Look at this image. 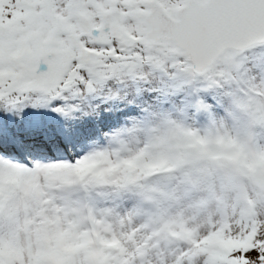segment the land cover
<instances>
[{"label": "snow or ice", "instance_id": "obj_1", "mask_svg": "<svg viewBox=\"0 0 264 264\" xmlns=\"http://www.w3.org/2000/svg\"><path fill=\"white\" fill-rule=\"evenodd\" d=\"M155 70L264 104V0H0V264H30L28 251L7 255L5 241L22 222L70 203L77 185L66 173L87 188L90 177L107 183L117 173L171 170L173 162L146 150L115 161L79 154L90 135L77 119L79 101ZM178 132L193 149L208 143L195 130ZM89 161L106 167L86 177L79 170ZM210 231L223 237L220 246L193 260L189 244L177 264H264V198L241 202ZM70 264L92 262L79 255Z\"/></svg>", "mask_w": 264, "mask_h": 264}, {"label": "rangeland", "instance_id": "obj_2", "mask_svg": "<svg viewBox=\"0 0 264 264\" xmlns=\"http://www.w3.org/2000/svg\"><path fill=\"white\" fill-rule=\"evenodd\" d=\"M79 103L84 115L78 116L85 120L87 128L94 129L99 122L109 129L103 132L109 136L104 140L102 134L91 130L86 145L95 144L113 161L146 150L149 158L167 157L173 162L171 171L176 167L186 173L165 178L167 170L157 171L161 178L147 183V174L142 175L137 169L129 174V179L117 173L103 183L90 177L93 171L106 167L100 163L85 174L90 177L87 188L97 228L95 245L87 244L82 223L79 218H72L74 204L70 202L61 206L58 214L22 222L5 241L3 250L7 255L19 257L28 251L30 264H70L79 255L86 256L92 264H115L116 258L125 257L133 264H147L151 250L157 255L161 251L165 256L171 254L177 264L181 249L189 244L193 246L189 257L193 260L220 246L223 237L210 231L214 223L219 224L237 212L241 202L255 204L264 198V104L248 100L237 90L225 94V89H209L203 78L155 70L144 79L110 81L104 89L87 95ZM206 104L210 107L206 108ZM93 105H97L95 113L88 109ZM108 110L116 113L115 117ZM191 124L192 130H199V136L208 143L199 149L189 148L185 154L188 138L178 129ZM221 136L225 142L217 144L216 138ZM212 152L217 157L212 154L213 158L209 156L208 160L205 153ZM194 162L209 163L210 169L203 172L214 177L205 181L203 193L195 194L199 183H195L189 171ZM236 168L242 170L241 175L235 174ZM224 178L227 189L221 185ZM178 181H183L186 193L176 189ZM192 191L194 194L189 193ZM133 205L141 217L167 221L165 231L156 232L148 226L138 228L137 223L131 222L132 217L125 218V210ZM197 238L199 244L195 242ZM115 241L118 244L111 243Z\"/></svg>", "mask_w": 264, "mask_h": 264}, {"label": "bare ground", "instance_id": "obj_3", "mask_svg": "<svg viewBox=\"0 0 264 264\" xmlns=\"http://www.w3.org/2000/svg\"><path fill=\"white\" fill-rule=\"evenodd\" d=\"M110 105V104H109ZM81 106L82 105H80V112L78 111L77 112V119H78V121L80 122V124H81V126L82 127H86V124L84 123L85 122V120L84 119H82V118H80L78 115L80 114V115H84V113H81L82 111H84V109L83 108H81ZM96 106L97 105H93V106H88V109L89 110H91V113H95V109H96ZM171 106V105H170ZM85 108V107H84ZM197 110H199V108H196ZM88 110V111H89ZM86 111V110H85ZM109 111V110H108ZM90 112V111H89ZM108 114H111L113 117H115V114L116 113H111V111H109L108 112ZM89 117V119H88V121H91V119H90V114L88 115ZM95 117H97V116H95ZM213 119V118H212ZM97 120L98 119H94L93 121L95 122H97ZM205 121L207 122V117L205 118ZM196 125V124H195ZM182 126V129H189V130H192V124L191 125H189V127H186L185 125H181ZM197 127H198V125H197ZM133 131H137V130H135V129H132ZM198 134H199V130H195ZM185 141H187V142H189V144H190V140H189V138L188 139H185ZM189 144H185V147H184V153L186 154L187 153V149H189V148H192ZM163 148H166V146H165V144H164V147ZM94 151H96V149H92V150H88L87 152H94ZM204 151H206V152H208V151H210L211 152V150H209V149H204ZM212 154H215L214 152H212L211 154H209V153H205V155H208V157H206L208 160L210 159V158H213V156H212ZM130 155H132V154H130ZM209 156H210V158H209ZM215 157H217V154H215ZM167 158V157H166ZM180 159V158H179ZM178 159V160H179ZM91 162H94V161H89V162H87L86 163V165H82L81 166V168L83 169L80 173H82L83 171H87V170H89V169H91V168H93L94 167V165H96V163H98V162H96V163H91ZM207 164V165H206ZM206 164H204V163H199V162H194V166L193 167H189V171H191L192 172V175H193V179H194V181H195V183H196V181L199 183V186L198 187H196V189H195V194H197V193H203V186H204V183H205V181L207 182V181H209V180H214V177H213V174L212 175H207V174H205L204 172H203V170H206V169H210V164L209 163H206ZM99 166H101V165H98L97 164V166L96 167H99ZM217 171V170H216ZM178 172H180V173H186L185 171H181L180 169H177L176 167L171 171V170H167L166 171V177L165 178H171V177H173V176H175L176 175V173H178ZM140 173H141V171H140ZM142 175H145V174H143V172H142ZM161 178V174L160 173H158L157 171H153L151 174H147V177L145 178V179H148L147 180V183L148 182H150L151 180H153V178H155V179H157V178ZM159 180V179H158ZM139 182H140V180H138ZM182 182V183H181ZM178 181L177 182V187H176V189H178L179 191H181V192H184V193H186V191L184 190V187H183V185L182 184H184L183 183V181ZM193 185H194V182H193ZM221 185H222V188H224V189H227V179L226 178H224L223 179V181H221ZM190 194H194V191H192V192H189Z\"/></svg>", "mask_w": 264, "mask_h": 264}, {"label": "clouds", "instance_id": "obj_4", "mask_svg": "<svg viewBox=\"0 0 264 264\" xmlns=\"http://www.w3.org/2000/svg\"><path fill=\"white\" fill-rule=\"evenodd\" d=\"M136 208V205H133L132 207H129L125 210L124 212V217H132L133 220L131 222L137 223V227H143V226H148L152 228L156 232H164L167 221L161 223L160 219L153 220L151 217H141L138 212L134 211ZM159 224V228H156V225ZM164 237H162L163 239ZM155 247V245L153 246ZM153 256H155V259H153ZM147 264H176V261L172 260L171 254L165 256L163 254V251L159 255L151 252L149 250V254L146 257ZM143 264V262H142Z\"/></svg>", "mask_w": 264, "mask_h": 264}]
</instances>
